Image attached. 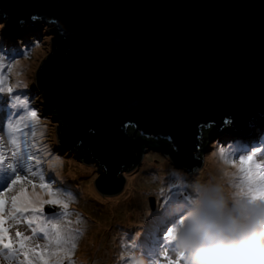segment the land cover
<instances>
[{
  "label": "water",
  "instance_id": "1",
  "mask_svg": "<svg viewBox=\"0 0 264 264\" xmlns=\"http://www.w3.org/2000/svg\"><path fill=\"white\" fill-rule=\"evenodd\" d=\"M27 27L40 138L88 162L106 207L156 150L194 171L202 141L264 119V0H0V40Z\"/></svg>",
  "mask_w": 264,
  "mask_h": 264
},
{
  "label": "rangeland",
  "instance_id": "2",
  "mask_svg": "<svg viewBox=\"0 0 264 264\" xmlns=\"http://www.w3.org/2000/svg\"><path fill=\"white\" fill-rule=\"evenodd\" d=\"M8 40L17 42V45H9L6 41L0 40V58H2L0 76L3 77L5 88L14 87L13 95H20L21 99L27 102L21 107L25 112H28L34 110V104L20 77L27 69L32 56L40 48L41 35L39 30L30 28L24 29L21 33L16 31ZM17 65L18 69L15 70L14 67ZM21 66H25L24 71ZM7 96V93H0V98L8 102L7 105L0 106V113L4 111L14 113L11 110L14 107ZM19 116L20 119L27 121L25 114H19ZM27 122L29 123L21 132L6 141L2 147V153L6 155L7 151L13 149L11 146H15L14 150H16V146L23 144L30 137L33 138V146L22 148L24 155L27 156L33 152L40 164L31 162V168L34 170L47 169L46 172H42L45 183H48L54 191L57 188L60 189V193L63 194L61 198L68 204V207L51 213L46 210L54 206L46 205L41 209L42 215L29 212L18 215L16 218L6 216L4 223V227L7 229L6 235L11 239L14 247L19 249V242L24 240L26 246L35 249L36 252H50L51 249L45 247L47 244L45 239L34 238L33 229L52 220V222L66 225L73 230L76 236L75 249L70 257L62 261V264H138L140 258L144 259L145 264H156L165 249L172 250V243L170 244V241L167 240L169 224L165 227L161 224L169 215L168 210H173L174 205L190 198L187 186L193 179L195 171L181 170L177 166L175 168L163 153L156 150L132 193L106 207L87 185L93 180L88 162H78L69 149L61 147L56 149L57 146L47 144L40 138L36 120L33 121L28 117ZM18 124L20 123L18 122ZM263 124L264 119L258 126L249 130L245 136L240 135L227 141H217L220 145L213 143L214 141H202L197 154L201 160L199 167L201 175L207 174L213 157H220V148H224L226 152H232L234 157L230 155L229 159H234L237 165L239 164V155H247L250 151L259 150L254 160L257 164L264 165V158H262L264 144L258 146L264 140ZM4 125L5 120L1 117L0 129ZM17 139L18 143H15ZM235 168L237 169V167ZM34 170L27 172L25 176H30L28 179L34 183L37 180L39 184L40 178L35 174L36 180L32 177L35 173ZM26 189L33 191L31 185H26ZM35 191L41 193L43 190L36 188ZM11 195L13 193L9 196ZM69 196L71 199H68ZM5 199L7 200V197ZM33 219L34 223L29 224L28 221ZM153 219L155 222L149 223ZM89 229L97 231V235L94 232L90 233ZM17 232L21 233L20 237H17ZM144 235L145 237H143ZM152 236L155 239L151 242L143 240V238H148L147 240L150 241ZM23 251L20 250V254L15 259L8 260V263L24 264ZM0 258L3 262L7 261L2 253ZM30 258H32L31 254ZM173 258L177 262V258L175 256ZM112 259L114 260L111 261ZM8 263L5 262V264ZM33 264H40V262L34 259Z\"/></svg>",
  "mask_w": 264,
  "mask_h": 264
},
{
  "label": "clouds",
  "instance_id": "3",
  "mask_svg": "<svg viewBox=\"0 0 264 264\" xmlns=\"http://www.w3.org/2000/svg\"><path fill=\"white\" fill-rule=\"evenodd\" d=\"M6 42L17 45L12 40ZM17 109L20 124L14 130L21 132L29 123L28 112L21 106ZM19 114H25L27 121L20 119ZM1 117L5 124L11 119L8 113H0ZM13 131L2 136L1 144L5 145L18 134ZM32 142L30 137L16 148L33 146ZM194 171L195 175L187 186L190 198L173 207L179 215L170 228L175 230L174 238L170 240L171 254L179 257L180 264H264V189L249 191L242 187L238 170L221 157H213L206 175H201L199 168ZM35 183L38 184L37 180ZM2 262L0 259V264ZM138 264H145L144 259L140 258Z\"/></svg>",
  "mask_w": 264,
  "mask_h": 264
},
{
  "label": "snow or ice",
  "instance_id": "4",
  "mask_svg": "<svg viewBox=\"0 0 264 264\" xmlns=\"http://www.w3.org/2000/svg\"><path fill=\"white\" fill-rule=\"evenodd\" d=\"M33 19H35V17H33ZM0 63H2V58H0ZM13 92L14 87L5 88L3 86V77L0 76V93L8 94L12 107L18 108L27 103L25 100L21 99L20 95H13ZM4 102L5 101L0 98V106H2ZM27 116L32 120H36L37 112L35 110H29ZM258 151L259 150H254L248 152L247 155H239V164L237 165L234 159H229L232 152H226L224 148L219 149L220 157L230 163L231 166L237 167L240 185L249 191L254 188L264 189V165L257 164L254 160ZM33 160V155L28 154L25 156L23 150L19 147L12 151L10 156L0 152V172L5 174L10 173V178L6 187L0 191V252H4L9 258L15 259V257L20 254V250H24L22 252L24 264H33L34 259L38 260L40 264H62L65 258L70 257L76 246V236L73 230L69 229L66 225L48 220L46 223H42L38 228L33 229L34 238H42L47 241L45 247L51 249L48 253L36 252L35 249L28 248L24 240L19 242L18 249L14 247L13 242L6 235L7 229L4 227L6 216L8 218H16L18 215L29 212L42 215L41 209L46 205L54 206L46 210L51 213L68 207V204L61 198L63 194L60 193V189L57 188L54 191L49 187V184L44 182L45 177L43 174L40 175L39 184L33 183L31 179L25 176V173L32 171L31 162ZM36 164L39 165L40 161L36 160ZM34 174L35 173H33V175ZM256 177H259V179H256ZM26 185H31L33 191H28ZM36 188L42 189L43 191L37 193L35 191ZM8 193H13V195L8 196ZM5 197H7V200ZM68 199H71V197L69 196ZM28 223H34V219L29 220ZM174 231V229H169L167 233V238L169 240L174 238ZM40 233L43 235L40 236ZM16 235L20 237L21 233L17 232ZM30 254L32 258H30ZM178 262L179 257H177V262L169 260V264H178ZM156 264H159V262L157 261Z\"/></svg>",
  "mask_w": 264,
  "mask_h": 264
},
{
  "label": "trees",
  "instance_id": "5",
  "mask_svg": "<svg viewBox=\"0 0 264 264\" xmlns=\"http://www.w3.org/2000/svg\"><path fill=\"white\" fill-rule=\"evenodd\" d=\"M37 115H39V113H37ZM243 146V145H242ZM189 199V198H188ZM169 212V215L165 218L164 222L161 224V226L165 227L169 224V227H167L168 229L171 228V226L173 225L174 221L176 220V216L179 214L177 212H174L173 210H168ZM143 233L145 234V231H143ZM145 237V235L143 236ZM145 239V238H144ZM148 238H146V242H151L152 240H154L155 238L152 236V239L150 241L147 240ZM169 240V239H167ZM170 241V240H169ZM170 244H171V241H170ZM169 255H172L171 254V250H168V249H165L163 254H162V257L160 259V262L162 264H165V257H168Z\"/></svg>",
  "mask_w": 264,
  "mask_h": 264
},
{
  "label": "bare ground",
  "instance_id": "6",
  "mask_svg": "<svg viewBox=\"0 0 264 264\" xmlns=\"http://www.w3.org/2000/svg\"><path fill=\"white\" fill-rule=\"evenodd\" d=\"M28 29H29V28H28ZM25 30H26V29H25ZM21 68H22L23 71L25 70V66H24V67L21 66ZM14 69L17 70V69H18V65L15 66ZM56 149H58V147H56ZM210 163H211V162H210ZM151 222H152V223H151ZM154 222H155V220L153 219V220H150L149 223L153 224ZM89 231H90V233L94 232V234L97 235V231H93V230H90V229H89ZM113 260H114V259H112L111 261H113ZM111 264H113V263H111Z\"/></svg>",
  "mask_w": 264,
  "mask_h": 264
}]
</instances>
